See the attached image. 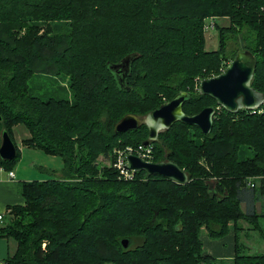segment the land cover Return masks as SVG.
Segmentation results:
<instances>
[{
  "label": "trees",
  "instance_id": "16d2710c",
  "mask_svg": "<svg viewBox=\"0 0 264 264\" xmlns=\"http://www.w3.org/2000/svg\"><path fill=\"white\" fill-rule=\"evenodd\" d=\"M219 17L230 24L219 29V48L207 50L206 21ZM228 34L244 41L230 58ZM245 49L257 58L252 85L264 92V0H0V143L3 128L15 141L13 127L24 124L26 145L64 160L57 178L20 183L25 203L11 207L7 225L17 249L4 264H218L202 232L222 238L241 219L259 221L264 239V112L220 107L208 135L180 121L162 131L153 160L176 161L186 184L145 172L124 180L98 162L148 137L146 125L115 132L127 113L146 115L180 91L189 93L186 114L217 107L197 79L219 74ZM132 54L121 88L109 65ZM41 81L47 90L35 93ZM17 150L0 167L13 170ZM244 247L236 231L230 264H264V253Z\"/></svg>",
  "mask_w": 264,
  "mask_h": 264
},
{
  "label": "water",
  "instance_id": "95a60500",
  "mask_svg": "<svg viewBox=\"0 0 264 264\" xmlns=\"http://www.w3.org/2000/svg\"><path fill=\"white\" fill-rule=\"evenodd\" d=\"M136 57V54L127 55L121 62L109 65L114 73L121 74L118 78L121 88L126 86L131 64ZM256 69L255 54L249 49L241 50L219 74L203 78L199 83V93L215 99L217 107L210 105L198 113L186 114L183 106L189 93L180 91L172 99L165 101L146 115L125 114L116 122L114 130L116 133H123L146 125L149 135L142 142L145 146H150L154 141H158L162 131L170 129L174 123L179 121L197 126L204 134L208 135L213 129L218 107L231 113H237L242 109H258L264 105V92L257 90L252 85ZM2 120L3 117L0 113V121ZM17 154L15 141L8 130L3 128L0 157L4 160H12ZM126 168L137 173L145 172L147 176L157 174L179 184H186L190 181L189 174L176 161L168 157L160 161H147L135 154H129ZM122 243L126 248L129 246L127 238L123 239Z\"/></svg>",
  "mask_w": 264,
  "mask_h": 264
},
{
  "label": "rangeland",
  "instance_id": "374dc122",
  "mask_svg": "<svg viewBox=\"0 0 264 264\" xmlns=\"http://www.w3.org/2000/svg\"><path fill=\"white\" fill-rule=\"evenodd\" d=\"M230 24L229 18H208L205 24V39H206V49L207 50H215L219 48L220 45V38H219V29L224 26L228 27ZM49 27H52L56 32H65L66 25L64 22L59 21H52ZM45 24H41V27ZM47 27V26H46ZM43 31V30H42ZM56 32H52V34H56ZM228 33V32H225ZM231 33V32H230ZM242 37L240 35L238 36H232V34L227 35V58H230L232 51L236 48L240 47L244 44V41L242 42ZM233 56V55H232ZM231 56V57H232ZM223 69V68H222ZM60 85L65 86L67 84L66 79L60 78L58 80ZM201 81V80H200ZM197 83H199V80L197 79ZM57 84V85H59ZM33 91L35 93H39L40 89L41 91H46L47 87L45 84L40 83H33L32 85ZM199 88V85H197ZM54 87L53 84L50 83V88ZM196 87V85H195ZM49 88V89H50ZM63 91V90H62ZM15 136H16V143L20 149V156L18 157L17 164H16V171L24 176H31V180H45L48 178H57L61 174V170L64 167V160L61 156H54L47 154L44 150L40 148H28L24 146L26 143V139L31 137V134L29 136L28 133L30 131L26 128L24 124H17ZM25 131H27V134H25ZM27 136V137H25ZM132 136H128L126 138H129ZM15 139V137H14ZM122 143V142H120ZM128 144H124L122 146H116L115 149L109 153V155H100L98 162L102 164V166L106 167H112V163L114 160L115 150L116 149H125ZM255 180V183L257 180L261 178V176H254L251 177ZM261 203L258 204V210H260ZM245 207V205H243ZM261 211V210H260ZM16 218V210L13 208H9L6 213L3 214V220L0 221V234H3V237H7V225L12 223ZM261 225L264 228V219L260 220ZM241 229L235 230L234 233L236 234V231L238 232V237L241 243H243L246 247H244V250L250 253H264V239L261 235V232L257 229L259 225V221L257 223V220L249 223L245 220L239 221ZM245 226H244V225ZM245 233L249 235V238L245 236ZM203 237L206 235V232L203 231L202 234ZM228 235V234H227ZM8 238V237H7ZM13 241H15L13 238H10ZM125 239V238H123ZM122 239V240H123ZM211 239V238H210ZM213 239V238H212ZM221 239V238H216ZM214 240V239H213ZM236 242V241H235ZM17 244V242L15 241ZM207 250L204 245V251ZM16 252V250H15ZM14 252V253H15ZM14 255V254H12ZM5 261H3L4 264ZM218 264H230V259L228 257H222L218 258Z\"/></svg>",
  "mask_w": 264,
  "mask_h": 264
},
{
  "label": "crops",
  "instance_id": "0c3cea01",
  "mask_svg": "<svg viewBox=\"0 0 264 264\" xmlns=\"http://www.w3.org/2000/svg\"><path fill=\"white\" fill-rule=\"evenodd\" d=\"M18 125L13 127V134L16 140L15 132ZM27 131H25V134ZM30 136V133H28ZM27 137V136H25ZM28 148H35L30 146H24ZM9 171L3 167H0V214L6 213V211L16 205H24L25 199L20 192L19 186L23 181H30L31 176L21 175L16 171V166L12 170L14 172V177H10ZM244 207V206H243ZM244 225V224H243ZM245 226V225H244ZM247 239L249 235L245 233ZM204 245L207 250L205 252L207 254L213 255L218 258L228 257V259H232L235 254V245H236V234L232 229L228 235L222 237L221 239H210L206 234L204 237L201 235ZM240 242V240H239ZM17 249V244L10 238L0 237V261H5L8 257L14 254Z\"/></svg>",
  "mask_w": 264,
  "mask_h": 264
},
{
  "label": "built area",
  "instance_id": "2783aa9c",
  "mask_svg": "<svg viewBox=\"0 0 264 264\" xmlns=\"http://www.w3.org/2000/svg\"><path fill=\"white\" fill-rule=\"evenodd\" d=\"M250 111L253 113L256 112L262 113L264 112V105L258 109H251ZM154 151L155 150L153 147V143L150 146H145L143 145V143H140L136 145H129L125 149H116L112 166L118 171V175L120 179L133 180L137 172L126 168L127 156L129 154H135L147 161H154L153 160ZM9 175L10 177H14V172L12 170L9 171ZM248 184L252 187L256 185L255 180L253 178L248 179ZM2 220H3V213L0 214V221ZM0 264H3V262L0 261Z\"/></svg>",
  "mask_w": 264,
  "mask_h": 264
}]
</instances>
